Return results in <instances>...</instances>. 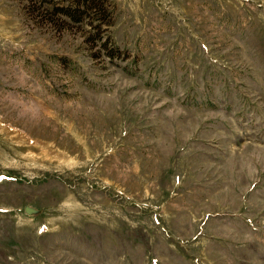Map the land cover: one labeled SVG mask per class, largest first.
<instances>
[{
	"label": "rangeland",
	"instance_id": "rangeland-1",
	"mask_svg": "<svg viewBox=\"0 0 264 264\" xmlns=\"http://www.w3.org/2000/svg\"><path fill=\"white\" fill-rule=\"evenodd\" d=\"M109 2L0 0V264H264V0Z\"/></svg>",
	"mask_w": 264,
	"mask_h": 264
},
{
	"label": "trees",
	"instance_id": "trees-1",
	"mask_svg": "<svg viewBox=\"0 0 264 264\" xmlns=\"http://www.w3.org/2000/svg\"><path fill=\"white\" fill-rule=\"evenodd\" d=\"M42 6H46L42 11L52 12L54 22L84 29V43L91 59L111 64L126 60V52L115 44L111 36L114 13L109 0H42Z\"/></svg>",
	"mask_w": 264,
	"mask_h": 264
},
{
	"label": "water",
	"instance_id": "water-1",
	"mask_svg": "<svg viewBox=\"0 0 264 264\" xmlns=\"http://www.w3.org/2000/svg\"><path fill=\"white\" fill-rule=\"evenodd\" d=\"M24 211L27 215H33L37 213V210L30 207H25Z\"/></svg>",
	"mask_w": 264,
	"mask_h": 264
}]
</instances>
